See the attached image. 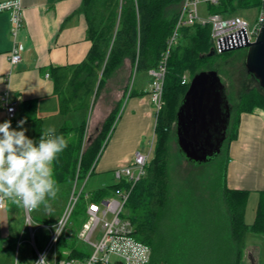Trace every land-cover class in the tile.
<instances>
[{"label":"trees","instance_id":"16d2710c","mask_svg":"<svg viewBox=\"0 0 264 264\" xmlns=\"http://www.w3.org/2000/svg\"><path fill=\"white\" fill-rule=\"evenodd\" d=\"M183 0H84V11L87 19V35L92 46L86 59L76 66H63L51 69L50 76L54 82V92L59 97L62 114L76 110H89L95 105L106 81L123 64L130 59L137 72L150 76L149 70L157 69L163 59L177 22L178 7ZM263 0H221L217 5H209L210 13L223 15L235 14L238 10L249 7H260ZM211 26L197 23L182 28V38L171 49L167 61V73L164 81L163 106L156 114L154 126L155 143L152 157L147 166L146 175L134 186L126 206L131 208L129 218L134 226V236L153 249L152 264H176L177 241L195 238V231L215 227L225 230L222 221L214 224L207 220L198 221L197 228L193 219H185L181 231L174 222L175 210L171 204L169 189L170 148L169 141L176 129L177 112L190 85L182 84V77L189 72L191 77L202 70L214 68L217 56L228 54L218 52L214 56H204L213 47ZM187 40L186 44L182 41ZM247 52V49L245 50ZM246 53L241 56L244 65L242 74L231 77L234 106V125L228 132V144L237 136L242 113H252L256 108H264V88L258 79L245 66ZM228 62V61H227ZM226 62V63H227ZM210 64L209 68L206 65ZM217 64V63H216ZM222 65V64H221ZM219 72V71H218ZM190 77V80H191ZM150 76L149 82L151 83ZM129 86L125 89V96ZM236 92V91H235ZM129 97L136 95V89L130 90ZM145 94V93H144ZM236 95V96H235ZM32 101L27 103L28 107ZM121 102H118L108 118L104 121L96 136L84 143L88 130V121L80 126L64 125L56 131L68 140V146L58 154L53 162L54 178L58 183L75 180L77 165L81 160L84 172L97 169L105 148L115 130ZM32 112V110H31ZM155 116V114H154ZM34 125L33 139H40L44 133L40 120L32 117ZM176 132V131H175ZM106 142V144H105ZM225 162V168H226ZM118 184L102 187L92 196L100 200L112 193ZM247 190H233L225 187L223 197L228 210L226 230L232 252L227 254L228 261L219 256L211 259L213 264H241L246 247L248 232L264 235V190L260 192L255 220L249 224L245 219L249 197ZM198 218V217H197ZM56 220V219H55ZM167 225V243L164 241L161 226ZM178 225V226H177ZM192 225V226H191ZM178 227V228H177ZM193 233V234H192ZM216 234H213V238ZM76 241L61 240V249H70L69 258L79 256Z\"/></svg>","mask_w":264,"mask_h":264},{"label":"crops","instance_id":"0c3cea01","mask_svg":"<svg viewBox=\"0 0 264 264\" xmlns=\"http://www.w3.org/2000/svg\"><path fill=\"white\" fill-rule=\"evenodd\" d=\"M3 1L8 0H0ZM22 5L25 18L21 41L26 48L23 60L13 69L9 60L13 46L10 13L0 12V123L7 121L1 96L10 87L13 97L19 99L17 117L20 121L26 120L23 127L27 129L26 136L29 135V138L34 135L32 117L40 120L43 133L48 127H54L56 131L64 125L78 127L86 119L88 128L98 132L113 109L105 110L103 105L96 104L87 111L82 110L85 114L81 117L79 110L63 115L50 76L52 68L81 64L90 51L92 41L87 35L84 0H22ZM128 63L131 64V60L125 59V64ZM147 76L145 73L139 79L135 87L136 95L128 99L123 96L119 101L122 103L125 100L127 118L124 122L129 132L135 135L148 133L154 118ZM30 101L33 103L28 107ZM121 147L118 140L106 156L101 157L98 163L100 170L114 171L140 149L135 143L121 153ZM229 148L232 158L228 160L226 173V181L230 184L228 189L247 190L249 197L252 192H258L260 200V192L264 190V108L242 113L238 134L229 143ZM57 218L56 215L52 219ZM24 230V208L6 199L5 207L0 208V263L6 259L3 256H8L11 264L16 238L21 237ZM249 258L252 264H256L252 255Z\"/></svg>","mask_w":264,"mask_h":264},{"label":"rangeland","instance_id":"374dc122","mask_svg":"<svg viewBox=\"0 0 264 264\" xmlns=\"http://www.w3.org/2000/svg\"><path fill=\"white\" fill-rule=\"evenodd\" d=\"M200 11L203 16H208L207 6L205 3L200 5ZM235 14L245 18L250 23H253L258 18L259 8H245L238 10ZM181 38L182 31L180 32L178 41H180ZM182 43L186 44L187 40H183ZM245 50L246 49H238L229 51L227 52L228 54L225 55L221 54L217 56L213 66L219 71L222 80L226 84L227 92L231 96L232 93L237 95L238 89L236 90L235 88L236 92H233L230 78L242 74L244 65L241 61V56L245 53L247 54ZM209 67L210 64H207L206 68ZM143 74L145 75L143 72L136 71V66H134L132 61L131 64L128 63L127 65L124 61L123 64L106 81L98 99L96 100L95 105H103L105 110H111L115 108L121 98L125 96V89L129 86L128 93H130V90L137 86L138 82L140 81L139 79H141ZM187 74L191 77L189 72H187ZM146 79L149 81L150 76L148 75ZM128 93L126 94L125 99L129 98ZM230 98L232 101V97ZM125 104V100H123V102L120 104L117 114L118 120L116 119L114 124L116 126V132H114L115 134L112 136L109 145L105 149L103 157L106 156V153L109 149L115 146L118 140L123 146L120 150L121 153L125 152L129 146L135 143L139 145L141 150L148 151L150 148L149 141L152 140L155 133L154 126L156 122V113L148 133H142L141 135L137 134L139 135L137 137L135 133L132 134L129 132L128 125L124 122L125 118H127V109ZM69 113L70 112L64 113L63 115H67ZM84 114L85 112L83 113L82 110H79V117L83 116ZM175 131L176 129L173 130L171 139L169 141V189L171 195L170 201L175 210L174 222L179 224V228L177 227L178 230L181 231V225L184 226L183 224H186V217H188V219L190 218V220L193 219L195 225L192 228L195 229L198 227V221L207 219H209L208 222L213 226L214 224H219L220 221H222V224L225 228V230L220 229L218 226L215 227L214 230L211 228L208 230V228H206L204 231H200L199 236L197 235L198 233L196 230L195 238L191 237L187 241H183V239L177 241L176 245L174 246L176 249L175 252L177 253L176 264H213L210 263V260H213L214 257L219 256L225 258V260L228 261L229 257L231 256H227V254L232 252V250L231 246L228 244L229 240L226 239L228 236V233H226V224L228 225L229 219L228 210L223 197V191L225 187L230 186V184L226 181L228 160L232 158L229 144L226 141L222 151L213 156L209 161L195 162L188 160L184 153L180 150ZM96 133L97 132L94 130V128L89 127L85 133L84 143L86 144L90 137L96 136ZM27 137L30 136L28 135ZM225 162L227 163L226 168ZM97 168L98 169H96L91 176L88 175L91 169L87 172H84L83 170L81 171V177L78 183V191L85 183L86 184L84 186L81 198L75 208L74 214L71 217V223H73L76 233L86 218L87 205L92 199V196L97 192V190L102 188L103 185L116 184L114 171H102L100 170V165ZM57 185L59 187L57 198L54 201H49L52 205L53 212L51 215H49L44 206L41 205L34 214V217L38 223L55 221L52 218L56 215L58 217L61 216L68 206L74 188V181L72 184L71 182H66L58 183ZM258 203L259 193L252 192L251 196L248 197L246 206L245 219L247 223H252L255 220ZM130 213L131 208L126 206L122 217H129ZM161 230L164 236V241L168 240L166 237L167 225H162ZM213 234H216L214 238ZM24 236L25 238L29 237L28 228L24 230ZM36 236L40 247L43 249L46 246L47 240L50 236L49 231L43 228H38L36 230ZM19 238V236L16 238L13 247L14 255L11 264L16 263L17 254L19 256V264H29L31 261H36V256L34 255L30 244L23 243L18 246L20 243ZM81 248L84 250H90L89 246L82 245ZM244 255L245 257H243L241 264H252V261H250L249 258L250 255L254 257L256 264H264V235L248 232L246 236ZM3 257L6 259L0 264H9L8 256Z\"/></svg>","mask_w":264,"mask_h":264},{"label":"built area","instance_id":"2783aa9c","mask_svg":"<svg viewBox=\"0 0 264 264\" xmlns=\"http://www.w3.org/2000/svg\"><path fill=\"white\" fill-rule=\"evenodd\" d=\"M221 0H183L177 15V22L171 37L168 40V47L163 59L157 69L149 70L152 77L150 83L149 96L154 114L158 113L163 106L164 81L167 73V61L171 49L178 43L182 28L193 26L197 23L209 24L211 26V39L213 47L220 51L252 43L256 41L260 29L264 23V0L258 7L259 14L255 22L250 23L245 18L237 15H223L220 13H210L209 5H217ZM205 3L208 16H203L200 5ZM10 13L11 35L13 46L10 51L9 60L11 68H15L23 60L25 44L21 41V33L24 29V7L22 0H8L0 2V12ZM10 77H8L9 79ZM190 82V75L185 73L182 77V84ZM12 90L8 87L1 98L6 111L7 120L11 121V126L16 129L19 123L17 117L18 97H13ZM40 139H33L34 143H39ZM155 143V133L149 141L148 151L138 149L133 157L119 165L114 170L116 184L119 186L112 190V193L100 200L91 199L86 209V218L77 233L74 230L71 217L81 198L85 184L78 191V183L81 177V160L78 163L74 188L68 206L61 216L53 222L38 223L34 217L37 209L28 210L24 208L25 229H29V237L25 238L24 233L20 237L19 245L30 244L31 249L39 259L41 254L46 253L51 264H152L153 249L151 245L137 239L134 236V226L129 217H122L126 204L129 200L134 186L147 173V166L153 154ZM106 144V142H105ZM92 170L89 172L91 176ZM88 180V179H87ZM103 185L102 187H107ZM6 200V199H5ZM5 200L0 201V208L5 207ZM61 221V225L59 223ZM53 225L61 228L59 235ZM43 228L49 231L50 236L46 246L42 249L38 243L36 230ZM76 241L81 246L78 247L79 256L69 258L70 249H61V240ZM83 246H89L90 250H84ZM19 262L17 254L16 263Z\"/></svg>","mask_w":264,"mask_h":264},{"label":"water","instance_id":"95a60500","mask_svg":"<svg viewBox=\"0 0 264 264\" xmlns=\"http://www.w3.org/2000/svg\"><path fill=\"white\" fill-rule=\"evenodd\" d=\"M242 48L247 49L246 69L264 88V23L256 41L220 51L212 48L204 56ZM232 112L227 87L218 70H202L192 77L177 112L175 132L180 150L188 160L206 162L222 151Z\"/></svg>","mask_w":264,"mask_h":264},{"label":"clouds","instance_id":"9594fccd","mask_svg":"<svg viewBox=\"0 0 264 264\" xmlns=\"http://www.w3.org/2000/svg\"><path fill=\"white\" fill-rule=\"evenodd\" d=\"M25 123L26 120L19 121L17 127L21 130L13 129L10 120L0 123V201L7 199L28 210L43 205L51 215L53 208L49 201H54L59 192L53 162L67 148L68 140L63 135H56L54 127H48L37 146L26 136ZM59 223L61 225L60 220ZM53 228L59 235L61 228L56 225ZM29 264L50 262L44 253ZM51 264H55V260Z\"/></svg>","mask_w":264,"mask_h":264},{"label":"flooded vegetation","instance_id":"af4514ba","mask_svg":"<svg viewBox=\"0 0 264 264\" xmlns=\"http://www.w3.org/2000/svg\"><path fill=\"white\" fill-rule=\"evenodd\" d=\"M242 49H246V48H242ZM240 50V49H239ZM228 93V92H227ZM228 97H229V101H230V103H231V106H232V108H233V112H232V116H231V119H230V124H229V127H228V129H227V137H228V132H229V130H230V128L234 125V110H235V106H234V100H232L231 101V95H229L228 94ZM226 141H227V138L225 139V141L223 142V146H224V144L226 143Z\"/></svg>","mask_w":264,"mask_h":264},{"label":"bare ground","instance_id":"6f19581e","mask_svg":"<svg viewBox=\"0 0 264 264\" xmlns=\"http://www.w3.org/2000/svg\"><path fill=\"white\" fill-rule=\"evenodd\" d=\"M191 81V80H190Z\"/></svg>","mask_w":264,"mask_h":264}]
</instances>
